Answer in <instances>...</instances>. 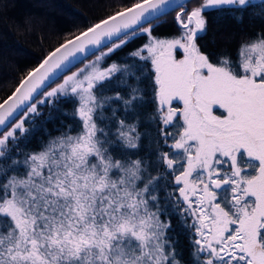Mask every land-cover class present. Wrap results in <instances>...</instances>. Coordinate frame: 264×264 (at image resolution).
I'll list each match as a JSON object with an SVG mask.
<instances>
[{"label":"snow or ice","instance_id":"obj_1","mask_svg":"<svg viewBox=\"0 0 264 264\" xmlns=\"http://www.w3.org/2000/svg\"><path fill=\"white\" fill-rule=\"evenodd\" d=\"M254 6L126 0L0 96V264H264V0L249 13L258 30L222 37L234 49L213 59L198 42L207 10L243 24ZM171 12L180 33L155 36ZM149 87L154 130L142 132ZM53 110L73 121L56 134Z\"/></svg>","mask_w":264,"mask_h":264},{"label":"trees","instance_id":"obj_2","mask_svg":"<svg viewBox=\"0 0 264 264\" xmlns=\"http://www.w3.org/2000/svg\"><path fill=\"white\" fill-rule=\"evenodd\" d=\"M126 0H0V96L10 94L12 88L18 80L28 70L33 68L52 48L72 35L78 34L88 24L95 22L96 19L111 14L118 10ZM196 0L187 2L189 10L195 6ZM254 7H250L244 14L243 24H238L235 19L227 12L217 13L207 10L208 16V35L203 36L198 41L203 50L212 53L215 59L216 53L225 48L232 50L235 42L225 43L222 37L228 36L233 32H238L243 28L246 32L258 30L261 27L259 20L253 24L249 23V13L260 11V0L253 1ZM179 10V9H177ZM175 12H171L155 31L154 35L159 38H172L177 36L181 29L174 22ZM216 36V43L210 42L211 37ZM147 40L141 35L121 52L112 57L113 60L124 56L126 53L137 48ZM177 58L182 57V50L176 53ZM93 57H89L92 59ZM111 61H109L110 63ZM151 67L149 63V68ZM75 70V69H73ZM150 84V80L145 81ZM54 86V85H53ZM145 106L141 112L140 130H154V126L144 119V116L151 113L154 105L151 102V88L147 89ZM106 94H111L107 92ZM174 107H181L179 102H173ZM60 107L71 110L73 104L68 100H62ZM110 112V109L108 110ZM122 112L123 109L121 108ZM45 116L48 109H44ZM54 119L46 122L47 128L56 134L54 125L59 126L61 121L73 123L68 116H64L60 111L53 110ZM44 116L40 117V121ZM40 121H37L39 124ZM42 135L41 131H36L28 143L27 147H34L37 138ZM148 138H142V144L146 145ZM23 146L24 142L21 141ZM167 151V148L163 149ZM143 151V148L141 149ZM172 230L170 235L179 238L178 248L183 249V259L188 261L189 245L187 231L175 214L171 217Z\"/></svg>","mask_w":264,"mask_h":264},{"label":"water","instance_id":"obj_3","mask_svg":"<svg viewBox=\"0 0 264 264\" xmlns=\"http://www.w3.org/2000/svg\"><path fill=\"white\" fill-rule=\"evenodd\" d=\"M189 1H190V0H187V2H189ZM89 57H90V56H89ZM38 63H39V62H38ZM38 63H37V64H38ZM37 64H36V65H37ZM36 65H35V66H36ZM35 66H34V67H35Z\"/></svg>","mask_w":264,"mask_h":264},{"label":"rangeland","instance_id":"obj_4","mask_svg":"<svg viewBox=\"0 0 264 264\" xmlns=\"http://www.w3.org/2000/svg\"><path fill=\"white\" fill-rule=\"evenodd\" d=\"M253 1H256V0H253Z\"/></svg>","mask_w":264,"mask_h":264}]
</instances>
